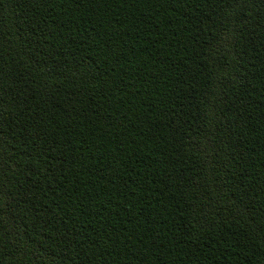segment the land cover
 <instances>
[{"label":"trees","instance_id":"obj_1","mask_svg":"<svg viewBox=\"0 0 264 264\" xmlns=\"http://www.w3.org/2000/svg\"><path fill=\"white\" fill-rule=\"evenodd\" d=\"M0 264H264V0H0Z\"/></svg>","mask_w":264,"mask_h":264}]
</instances>
